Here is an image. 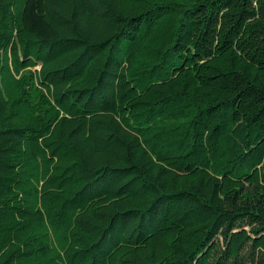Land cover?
I'll use <instances>...</instances> for the list:
<instances>
[{"label": "trees", "instance_id": "16d2710c", "mask_svg": "<svg viewBox=\"0 0 264 264\" xmlns=\"http://www.w3.org/2000/svg\"><path fill=\"white\" fill-rule=\"evenodd\" d=\"M0 264H264V0H0Z\"/></svg>", "mask_w": 264, "mask_h": 264}]
</instances>
